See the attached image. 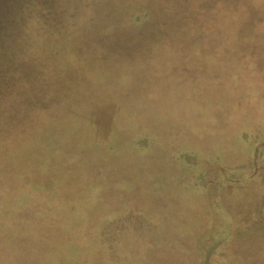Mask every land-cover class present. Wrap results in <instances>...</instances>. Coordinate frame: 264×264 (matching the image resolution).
<instances>
[{
	"label": "rangeland",
	"instance_id": "374dc122",
	"mask_svg": "<svg viewBox=\"0 0 264 264\" xmlns=\"http://www.w3.org/2000/svg\"><path fill=\"white\" fill-rule=\"evenodd\" d=\"M113 12L112 23H117L115 19L121 16L120 11L117 9ZM251 12L252 10H249L248 14ZM99 13L101 14V11H96L95 14ZM92 24L95 23L92 21ZM262 25L264 27V23ZM127 30L128 27L114 26L110 33L114 44L122 47L124 51H127L128 44L138 43L140 40L134 41L135 35H131L132 32ZM259 30L255 35L247 34L254 43L264 37V28ZM102 34L96 29L91 40L99 47V50H95L96 53L105 51L109 55L111 52L105 46L106 43H103ZM231 38L234 42L232 45L236 44L238 50L245 53V47L240 42L244 39L239 33ZM260 46L259 52L251 57L254 66L246 64L240 68L234 67V70L232 67H224L221 73L216 72L215 66L207 68L196 65L190 71L182 66H175L174 70L178 72H173L171 81L160 83L157 79L153 83L162 85L161 90L165 95L158 91L173 108H168V111L175 116L179 112L184 116L183 119L193 124L194 129L186 126L176 129L177 134L170 142L165 140L167 142L143 147L145 151L141 152L143 150L136 151L132 145L127 144L126 138L121 137L118 144H114L112 151H106L101 147L102 144L87 139L85 123L81 118L78 120L81 129L66 127L53 141L44 140L51 145L48 149L30 147L28 152L10 158L7 166L0 165V203L4 200L6 189L10 193H17L24 187L18 195V200H23L29 195L31 199L38 200L41 207L44 206V210L41 208L35 214L29 210V214L26 210L27 204L18 203L11 208V213L4 210V213L0 214V264H205L206 261L210 264H264V258H256L257 255L249 248L244 250L241 246L233 245L226 247L223 239L231 232H225L223 229L230 226L229 208L219 206L221 210H217L214 201L213 211L210 206L206 207L209 197L211 200L216 199L218 205L222 203L226 206L230 201L234 206L237 200L230 197L219 199L215 196L214 189L218 188V182L223 184L228 181H223L222 177L230 180L242 178L247 176V169H226L212 161L210 154H196L200 148H208L207 140L212 139L213 131L222 130V135L228 133L225 132L222 120L218 121V127L215 126L216 121L212 118L215 107L213 110L206 107L207 104L214 105L208 95L216 88L223 89L222 92L237 90L236 95H232L235 92L225 93L227 99L223 100V119L232 118L234 109L241 108L244 111L247 106L248 112L252 110V119L259 122L257 120L260 117L254 114L256 107L251 106L248 101L241 102V96L250 92L255 95L252 101L257 100V97H264V43ZM82 47L80 45L79 50ZM113 52L117 53L116 50ZM89 54L99 58L95 52L86 53L87 56ZM101 56L107 57L105 54ZM178 56L180 64L185 63L186 56ZM191 56H188L190 60ZM194 56V63L197 64L202 56L200 53ZM2 61L6 63L8 60L3 58ZM188 75L194 81L190 80ZM223 75L227 77L225 81ZM177 78L186 82H180ZM200 81L210 84L202 85ZM217 82L222 85L214 86ZM146 86L152 92L149 83ZM172 86L174 87L170 89ZM149 96L153 97L148 93ZM153 98L157 100V97ZM144 102H147V96ZM191 102H197L206 110L195 111L192 115L189 113ZM147 103L143 108H139L138 112L145 122L157 127L162 121L156 119L151 111L161 113L152 109V103ZM131 105L135 107L134 104ZM104 110L101 109L96 117L102 118V123L99 124L106 131L104 125L109 124L110 117L105 115ZM259 111L264 114V99ZM202 125V131L196 130V127ZM97 138L104 139L105 136L100 133ZM183 139L185 145H181ZM214 139L220 140L221 137L216 135ZM257 140L264 145V137ZM134 142L141 143L142 140L136 137ZM235 156L237 160L234 162L238 164L247 163L252 158L249 156L243 159L242 154ZM198 157L201 162L199 169L194 167ZM36 161L42 165L39 166ZM195 169L201 173L199 176L193 175ZM241 182L232 183L231 186L241 185ZM205 188L207 194L204 192ZM163 202L166 205L163 206ZM197 205L202 215L200 212L199 215L196 213ZM209 211L215 219H212ZM252 213L255 216L263 215L264 204L259 206L258 210L252 209ZM178 222L183 224L186 230H193L195 223L198 226L200 224L201 228H195L200 235L197 243L199 241L198 244H203L207 241L208 248L211 247L212 250H196L195 244L188 237L182 242L183 245H180L179 236L175 238L165 234L167 231L175 234L179 230L181 232ZM236 224L239 225L240 222ZM187 235L192 234L189 232ZM245 239L246 236L243 235L241 240ZM162 241H175L177 247H181L180 252H177L175 246H167L165 251L161 246ZM243 254L244 260L240 261Z\"/></svg>",
	"mask_w": 264,
	"mask_h": 264
},
{
	"label": "trees",
	"instance_id": "16d2710c",
	"mask_svg": "<svg viewBox=\"0 0 264 264\" xmlns=\"http://www.w3.org/2000/svg\"><path fill=\"white\" fill-rule=\"evenodd\" d=\"M117 9L121 16L115 19L117 23H112L113 11ZM249 10L252 12L248 14ZM96 11L101 14L96 15ZM262 23L264 0H0V165L7 166L10 158L28 152L30 147H50L48 142L62 129H81V118L87 139L102 144L106 151H112L121 137L141 152L145 151L143 147L172 141L181 126L194 128L179 112L175 116L168 111L172 107L158 91H162L158 84L171 81L173 72H178L175 66L188 71L196 65L215 66L219 73L224 67L234 70L246 64L254 66L251 57L259 52L264 37L254 43L247 34L255 35L259 28H264ZM114 26L128 27L127 32L135 35L133 40H140L128 44L124 51L111 40ZM96 29L103 33L109 55L105 51L96 53L99 47L91 40ZM238 33L244 39L240 42L245 53L232 45L231 37ZM89 52H95L99 58L87 56ZM101 52L107 57L101 56ZM199 53L202 58L198 56L196 64L194 55ZM180 54L186 56L185 63L180 64ZM3 58L8 61L3 63ZM222 78L225 81L227 77ZM157 79L160 83L153 85ZM221 82L214 86H221ZM148 83L153 94L146 86ZM222 91L216 88L210 92L209 100L214 105H206L212 110L215 107L212 118L216 127L220 120L223 126L227 122L222 118L225 93L237 94L236 89ZM148 93L157 100L148 97ZM146 96L152 109L161 113L151 111L162 121L157 127L145 122L138 112L148 104L144 102ZM101 109L110 117L109 124L104 125L106 131L99 124L102 118L96 117ZM204 109L191 102L189 113L194 115ZM203 127L196 130L202 131ZM100 133L104 139L97 138ZM136 137L142 142H134ZM47 139L50 140L45 143ZM184 141L181 145H185ZM22 189L17 193L6 189L0 214L4 210L11 213L18 203L27 204L28 213L44 210L43 204L41 207L29 195L18 200Z\"/></svg>",
	"mask_w": 264,
	"mask_h": 264
},
{
	"label": "flooded vegetation",
	"instance_id": "af4514ba",
	"mask_svg": "<svg viewBox=\"0 0 264 264\" xmlns=\"http://www.w3.org/2000/svg\"><path fill=\"white\" fill-rule=\"evenodd\" d=\"M254 92V91H251ZM256 93V92H255ZM264 94V92H263ZM247 95V96H246ZM255 98V95L252 93H246L241 96V102L242 100L246 103L247 101L250 102L251 106H255L256 109H254L256 115H258L260 118L257 120L259 122H255V120L252 119L253 114L251 112L247 111V106L244 108V111H242L241 108L234 109L235 113L232 118H228L227 122L225 123V132L228 131L225 135L222 130L213 131L212 139L207 140L208 148L204 147L202 150L200 148L199 151H197L196 154L200 155L199 153H205L210 154V158L212 161H214L217 164H221L223 168L226 169H233V168H243L244 170L247 169V176L242 178H223V181L228 180L226 183L221 184L220 182L218 188L216 190L214 189V194L216 197H219V199L223 198L226 199V197H230L233 200H237L235 202V205L232 206V203L227 202V205L224 206L222 203L218 205V202L215 200H211V197L208 199V203L206 205L211 207V210L213 211L214 207L212 208V201H214L215 205H217V210H221L219 206H223L224 208H229V213L231 215V222L229 223L230 226L227 228H224L223 231L231 232V234L227 235L226 238L223 239L225 241L226 247L228 248L233 246H241L242 249H250L253 250V253L256 254V258H264V214H259L258 216L251 214L252 209H259V206L264 204V145L261 143H258L257 139L264 137V114L260 111V107L262 106V99L264 97H257V100H253ZM240 105V104H239ZM257 111H259L257 113ZM251 117V118H250ZM258 123V125H256ZM257 126V127H256ZM251 127V129L249 128ZM245 129V130H244ZM221 133V134H219ZM218 135L221 137L220 140H215V136ZM258 135V137H257ZM223 146V147H222ZM219 148V149H218ZM223 148V149H222ZM241 155L242 158L246 159L249 156H252L251 161L249 162H242V164H238V162H234L237 160V157L235 155ZM234 158V160H232ZM194 159V158H193ZM192 159V160H193ZM199 166H201V162H196V167L199 169ZM195 169L196 171H193V175L199 176L201 173ZM202 170V169H201ZM211 181V180H210ZM213 181V180H212ZM243 184L236 185L240 182ZM236 182V186H231L232 183ZM206 186V185H205ZM207 187V186H206ZM209 190V189H208ZM205 194L206 188L204 189ZM210 194H208L209 196ZM166 205L163 202V206ZM200 205V204H199ZM161 206V205H160ZM159 206V207H160ZM162 207V206H161ZM198 205L195 208L198 214L200 212V209H198ZM155 208V206H154ZM226 208V210H228ZM232 209V210H231ZM154 210V209H153ZM210 210V211H211ZM224 210V209H223ZM155 211V210H154ZM209 214L212 216V219L214 215L212 213ZM202 215V211L199 213ZM198 214V215H199ZM251 215V217H250ZM236 222H240V224H236ZM180 223L178 222L177 225ZM181 225V232L178 231L177 234L172 233L170 231H167L165 234L169 236H174L177 238L179 236V242L180 245H183V241L186 240V238H190L193 244H195L196 250L199 248L206 249V250H212L211 247L208 248V245L206 244L207 241H205L203 244H198L197 239L200 237L199 231L197 229L201 228V225H197V223L194 224V229L189 230ZM171 227V225H170ZM156 228V227H155ZM197 228V229H195ZM192 231L195 233L193 234ZM191 233L192 235H187L188 233ZM243 235L246 236L245 240H241L243 238ZM241 237V238H240ZM208 240V239H207ZM222 241V242H223ZM231 242V243H228ZM198 244V245H196ZM231 244V245H230ZM161 246L164 247V250L167 246H175L177 248V252H180L181 247H177L178 245L173 242H165L162 241ZM236 248V247H233ZM166 251V250H165ZM243 253V252H242ZM183 254V252H182ZM244 254L240 256L241 260H244ZM196 264V263H195ZM205 264H210L208 261L205 262Z\"/></svg>",
	"mask_w": 264,
	"mask_h": 264
}]
</instances>
